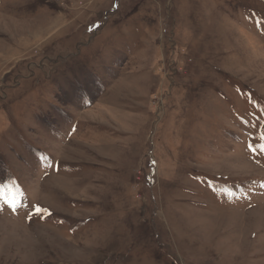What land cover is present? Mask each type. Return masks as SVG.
<instances>
[{"label": "rangeland", "instance_id": "obj_1", "mask_svg": "<svg viewBox=\"0 0 264 264\" xmlns=\"http://www.w3.org/2000/svg\"><path fill=\"white\" fill-rule=\"evenodd\" d=\"M262 133L264 0H0V264H264Z\"/></svg>", "mask_w": 264, "mask_h": 264}, {"label": "snow or ice", "instance_id": "obj_2", "mask_svg": "<svg viewBox=\"0 0 264 264\" xmlns=\"http://www.w3.org/2000/svg\"><path fill=\"white\" fill-rule=\"evenodd\" d=\"M261 140H264V133L261 134ZM250 150H253L250 146ZM260 150L264 152V144L260 145ZM19 189H17L16 194H12L10 190L5 187L2 191H0V200H3L4 204L10 208L12 211H16L18 207L20 206L17 200V196L19 195ZM46 209L37 208L36 209V215L42 216L44 213H46Z\"/></svg>", "mask_w": 264, "mask_h": 264}, {"label": "bare ground", "instance_id": "obj_3", "mask_svg": "<svg viewBox=\"0 0 264 264\" xmlns=\"http://www.w3.org/2000/svg\"><path fill=\"white\" fill-rule=\"evenodd\" d=\"M66 123V122H65ZM64 131V130H63ZM65 132V131H64Z\"/></svg>", "mask_w": 264, "mask_h": 264}]
</instances>
